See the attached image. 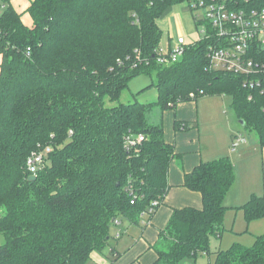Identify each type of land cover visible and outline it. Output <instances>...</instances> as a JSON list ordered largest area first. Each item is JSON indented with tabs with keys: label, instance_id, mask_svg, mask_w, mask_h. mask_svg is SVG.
I'll list each match as a JSON object with an SVG mask.
<instances>
[{
	"label": "trees",
	"instance_id": "16d2710c",
	"mask_svg": "<svg viewBox=\"0 0 264 264\" xmlns=\"http://www.w3.org/2000/svg\"><path fill=\"white\" fill-rule=\"evenodd\" d=\"M3 1L0 264H87L108 245L111 224L141 225L150 203H162L176 157L162 124L150 120L156 110L162 115L199 97L230 95L236 118L264 147V91L210 67L215 39L189 44L175 64L156 60L158 23L174 6L185 3L191 11L200 0H33L26 10L31 27ZM236 1L237 8H264V0ZM140 75L155 78L156 101L106 106ZM190 127L174 121L175 131ZM136 135L143 136L137 151H126L124 138ZM45 149L43 166L27 172V158ZM234 180L227 157L184 175L202 207L173 210L153 264L209 253L210 238H222ZM238 209L247 224L264 220V196L251 195ZM113 252L111 262L118 258ZM213 254L210 264H264V233L251 246L233 243Z\"/></svg>",
	"mask_w": 264,
	"mask_h": 264
},
{
	"label": "crops",
	"instance_id": "0c3cea01",
	"mask_svg": "<svg viewBox=\"0 0 264 264\" xmlns=\"http://www.w3.org/2000/svg\"><path fill=\"white\" fill-rule=\"evenodd\" d=\"M31 1L33 0H30V3ZM9 3L17 13L21 14V20L24 14L28 15L31 24L26 25L22 22L25 26L31 27L32 20L26 11L30 3L28 4L25 0H9ZM204 97L214 98L213 96ZM199 105V102L195 101L179 103L174 110H167L163 113L164 139L168 144L173 145L174 153L176 154V157L170 162L167 173L169 189L161 205L147 224V219L143 218L144 225L142 224L143 221H141V225H133L135 227L129 229V225L132 224L125 222L126 227H124V230H126L128 238L117 244L116 248H111V251L113 249L114 255L117 254L118 258L110 264H153L155 262L157 259L155 247L160 242L159 233L165 229L173 210L188 207L199 209L202 207L200 193L184 187V175L192 172L201 162L227 157L233 166L235 180L225 199L227 210L223 219L224 232L226 231L225 226H230L233 229V225L236 230H242L241 220L238 221V227L235 225V219L233 224L230 225L232 212L235 210L244 219L241 209L238 208L244 205L251 195L264 196V147H260L258 140L249 141L246 137L245 143L239 145L234 152H231L230 147L234 137L242 134V132L238 131L230 120H227L229 122L223 125L222 128L215 127L212 131L213 139L209 136L204 141L201 134V128H204V124H202ZM175 120L180 123H186L191 127L185 131H175ZM208 120L213 121V123L220 121L216 113L210 115ZM242 135L244 136V134ZM245 226V233L249 230L254 233L251 234L253 242L255 237L264 233V220L246 223ZM117 234H119L118 238H116ZM117 234L114 236L115 239H119L122 235L120 233ZM215 239L219 243L221 242V240ZM237 241L244 245H249L241 240ZM110 255L112 256V254Z\"/></svg>",
	"mask_w": 264,
	"mask_h": 264
},
{
	"label": "built area",
	"instance_id": "2783aa9c",
	"mask_svg": "<svg viewBox=\"0 0 264 264\" xmlns=\"http://www.w3.org/2000/svg\"><path fill=\"white\" fill-rule=\"evenodd\" d=\"M236 0H200L193 3V10H201V17H194L198 22L196 37L188 40L178 35L168 45L167 51L161 46L157 50V62L170 65L179 62L189 44L203 39H215L209 46V64L215 70L232 73L243 78V85L249 89L260 88L264 91V8H237ZM7 4L0 0V17ZM251 99V96L248 97ZM143 141L142 135L124 138V149L137 151ZM245 143V137L238 134L234 137L230 151ZM49 149L30 155L26 160V170L30 174L36 172L44 164ZM133 204V201H131ZM161 205V201L150 203L145 212L146 224ZM144 225L145 222L143 221ZM119 234L116 235V238Z\"/></svg>",
	"mask_w": 264,
	"mask_h": 264
},
{
	"label": "rangeland",
	"instance_id": "374dc122",
	"mask_svg": "<svg viewBox=\"0 0 264 264\" xmlns=\"http://www.w3.org/2000/svg\"><path fill=\"white\" fill-rule=\"evenodd\" d=\"M28 4L30 3V0H25ZM187 4H180L174 6L172 12L170 15L164 19L163 21H160L159 27L161 29V42L160 46L163 48V50L167 51L168 49V40L172 38V40L177 37L178 35L185 36L188 40H194L196 35V29L195 24L193 21L194 17H201L202 11L201 10H188ZM22 21L26 25H30L31 21L27 14H24L22 16ZM155 83V78L145 75H140L132 79L128 85V89L122 92L120 95V98L118 102H109L106 101L107 107H113L117 104H132V103H139V104H145V103H151L156 101L157 98V91L154 86H150L151 84ZM214 98H205V97H199L197 99V103L199 102V110L201 111V119L202 124L204 128H201V134L203 136V140L206 141V139L210 136L212 139L214 138L213 130L215 127L222 128L223 125H226L230 120L232 122V125L242 134H244L245 138L247 137L250 141L257 140V137L255 133L247 130L244 128L243 125H241L240 121L238 120L231 109V103H232V97L230 95H220V96H213ZM212 103V105H211ZM164 113V112H163ZM213 113H216L219 116V122L213 123V121L208 120L209 116ZM163 114H160L159 110H156L154 113H152L150 120L153 123L156 124H162ZM205 118V119H204ZM216 124V125H215ZM210 138V139H211ZM211 139V141H212ZM235 219V221H234ZM230 225L233 224V221L235 222V225L238 227V221L241 220V228L242 230H239L235 228L233 225V229H231L230 226L226 227V231L223 234V237L221 239V242L219 243L216 241L214 237L210 238L209 243V253L205 254H198L194 259H185L180 264H209L213 263L215 259V255L213 252H215L217 249L220 250H227L233 242H237L243 246H251L253 244V237L250 230L247 231V233L244 232L245 230V221L242 218V215L240 213H236L235 210L232 212V216H230ZM120 226L117 227L115 224H111L109 227V236L110 240L108 245L101 251V252H94L91 256L90 261L87 264H110L112 261V256L110 255L111 248H116L117 244H119L122 240H126L128 238L126 230H124L126 227V223L124 220L121 221L119 224ZM135 226L129 225V229L133 228ZM240 231V232H237ZM120 233L122 234L119 239H115V234ZM236 239V240H234ZM237 240H241L245 243H248L249 245H244L240 243ZM4 242V239L2 235L0 234V244ZM160 247L162 245L160 244Z\"/></svg>",
	"mask_w": 264,
	"mask_h": 264
},
{
	"label": "water",
	"instance_id": "95a60500",
	"mask_svg": "<svg viewBox=\"0 0 264 264\" xmlns=\"http://www.w3.org/2000/svg\"><path fill=\"white\" fill-rule=\"evenodd\" d=\"M241 125H243L244 123L242 121H240ZM33 178V177H32Z\"/></svg>",
	"mask_w": 264,
	"mask_h": 264
}]
</instances>
